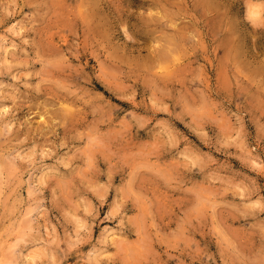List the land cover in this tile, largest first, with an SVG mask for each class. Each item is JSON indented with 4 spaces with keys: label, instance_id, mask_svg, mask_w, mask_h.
Listing matches in <instances>:
<instances>
[{
    "label": "clouds",
    "instance_id": "9594fccd",
    "mask_svg": "<svg viewBox=\"0 0 264 264\" xmlns=\"http://www.w3.org/2000/svg\"><path fill=\"white\" fill-rule=\"evenodd\" d=\"M30 2L36 11L5 28V9L18 8L19 3L0 0V238L12 240L10 248L0 244V264H64L80 244L90 240L91 223L85 229L87 218L79 214L87 192L95 189L77 186L75 179L84 168L76 162L84 159L85 148L100 151L108 147L98 131L105 118L91 103L85 88L87 74L72 63L71 58L80 55L79 37L67 49L46 45L38 37L49 15L50 0ZM177 2L141 0V7L132 10L139 12L141 26L130 28L123 16L104 11L105 0H93L98 11L84 40L97 55L111 57L117 50L137 48L149 53L137 59L144 64V79L152 88L148 99L153 101V109L125 115L129 126L138 130L151 124L147 131L186 174L184 182H177L179 190L192 200V209L205 210L204 214H186L187 227L195 230L206 216L212 218L208 234L216 243L219 261L208 256L203 264H264V184L231 164L232 157L240 159L232 149L239 151L245 145L244 114L255 110L264 117V0H204L214 12L210 18L200 13L189 17L174 9ZM30 33L35 35L29 38ZM205 40L210 49L207 55L223 52L214 59L233 72L236 93L214 103L213 89L206 85L201 71L194 70L185 77L188 91L164 89L161 95L156 80L161 67L171 66L173 56L184 57L185 45L198 50ZM237 72L246 76V84ZM131 97H135V89ZM165 100L172 105L171 111ZM220 105L227 107L228 114L213 134L210 151L187 145L180 149L171 119L209 107L224 115ZM85 106L93 120L80 130L72 126V116ZM41 109V119L33 120ZM156 111L166 112L171 119L157 120ZM58 129H64L63 136ZM246 155L247 168L257 177L264 175V161L250 152ZM114 167L106 173L107 185L97 184L96 188L106 192L112 187ZM229 220L237 223L233 226ZM126 222L122 217L120 227ZM57 228L63 230L62 235ZM78 257V264H101L110 259L91 250L78 252Z\"/></svg>",
    "mask_w": 264,
    "mask_h": 264
},
{
    "label": "rangeland",
    "instance_id": "374dc122",
    "mask_svg": "<svg viewBox=\"0 0 264 264\" xmlns=\"http://www.w3.org/2000/svg\"><path fill=\"white\" fill-rule=\"evenodd\" d=\"M18 3V8L5 9V28L36 11L30 0H18ZM140 7L141 0H119L118 3L105 0L103 5L105 12L126 18L130 28L141 26L139 12L132 11ZM173 7L189 17L197 13L205 18L214 15L211 5L204 0H178ZM97 11L93 0H50L49 15L44 18L38 37L53 49H67L79 37L80 55L78 58H71L72 63L79 65V70L87 74L88 83L85 88L91 103L100 108L105 118L104 122L98 124V131L104 135L108 144L107 148L100 151L85 148L84 159L76 162L84 168L75 179L77 186L86 184L95 189L87 192L79 214L87 218L83 225L85 229L91 223V232L90 240L80 244L64 260V264H78V252L86 254L90 250L94 255L98 253L110 256L109 260L102 261L101 264H203L208 256L219 261L216 243L208 234L212 218L206 216L195 230L189 229L184 223L183 217L186 214L193 211L201 214L205 212L204 209H192V200L179 190L177 182H184L186 174L176 159L162 151L152 134L147 131V128L152 127L151 124L144 130L128 124L126 113L134 111L143 114L146 110L153 109V101L148 99L152 96V88L150 82L144 79V64L137 59L148 56L149 53L141 48L125 49L122 52L115 51L110 57L97 55L89 50L84 37L87 35L86 29H90L91 23H94ZM28 35L31 38L35 34ZM185 51L184 57L171 58V66L161 67L156 77L161 95L164 89L175 91L184 88L188 91L185 77L194 70L201 71L206 85L213 89L211 100L214 103L236 93L233 72L226 70L223 64L214 59L223 55L222 51L207 55L210 49L206 40L198 50L185 45ZM236 74L247 83L242 72ZM134 89L135 97L132 98ZM159 100L160 97H157V104ZM164 103L169 104L171 111L170 102L165 100ZM220 106L224 108V115H217V111L211 107L204 112L183 114L180 119H171L164 111H156L154 115L157 120L171 119L173 137L180 140V149L187 145L208 152L210 144L214 143L213 134L226 122L228 109L225 105ZM42 113L43 109L33 116V120L39 121ZM137 118L139 120V115ZM243 119L245 145L239 151L232 149L240 159L232 157L231 164L248 171L264 184V175L257 177L255 172L247 168L246 155L250 152L253 157L264 161V130L261 127L264 126V117L253 110L245 113ZM92 120L90 109L85 106L73 113L71 123L73 127L84 130ZM58 132L61 136L64 135V129H58ZM78 143L83 145L86 141ZM214 155L223 159L219 153ZM113 164L112 187L106 192L96 188L97 184L107 185L109 181L106 173ZM201 195L206 194L201 192ZM122 217L127 218L123 228L120 227ZM52 223L55 224L56 220L53 219ZM228 223L235 226L237 222L229 220ZM56 231L61 235L63 233L60 228ZM0 244L10 248L12 240L0 238Z\"/></svg>",
    "mask_w": 264,
    "mask_h": 264
}]
</instances>
